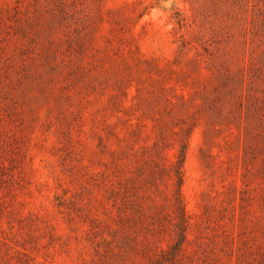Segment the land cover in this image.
Returning a JSON list of instances; mask_svg holds the SVG:
<instances>
[{"label": "rangeland", "instance_id": "obj_1", "mask_svg": "<svg viewBox=\"0 0 264 264\" xmlns=\"http://www.w3.org/2000/svg\"><path fill=\"white\" fill-rule=\"evenodd\" d=\"M0 264H264V0H0Z\"/></svg>", "mask_w": 264, "mask_h": 264}, {"label": "trees", "instance_id": "obj_2", "mask_svg": "<svg viewBox=\"0 0 264 264\" xmlns=\"http://www.w3.org/2000/svg\"><path fill=\"white\" fill-rule=\"evenodd\" d=\"M182 164H183V160H181L179 162L178 161L173 162V161H169V159H168V161L166 162V167H164L163 169H159V171H158L159 174L166 172L168 178H173L172 172H169L168 170L171 168H174V171H175V174L177 176L178 183H179V190H180L182 183H183Z\"/></svg>", "mask_w": 264, "mask_h": 264}]
</instances>
